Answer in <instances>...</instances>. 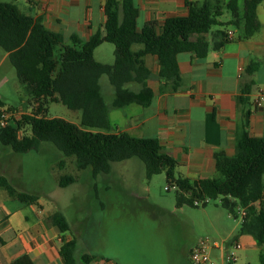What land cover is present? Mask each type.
<instances>
[{
    "label": "trees",
    "instance_id": "obj_1",
    "mask_svg": "<svg viewBox=\"0 0 264 264\" xmlns=\"http://www.w3.org/2000/svg\"><path fill=\"white\" fill-rule=\"evenodd\" d=\"M264 0H202L188 1V15L170 17L162 24L149 22L139 28V10L133 0H106L104 30L84 41L74 35L70 44L63 36L48 29L41 17L23 13L14 2L0 3V47L15 67L19 81L29 89L34 112L24 114L17 126L0 131V141L17 154L39 151L43 142L52 143L64 156L74 158L78 171L91 169L96 179L109 174L112 164L139 158L146 167L147 178L164 173L167 183L176 187V207L196 208V202L219 201L220 205L238 219L237 209L245 210L240 236H252L260 248L259 263L264 264V140L247 136L233 156L225 151L215 153L214 177L190 180L177 173L179 162L162 152L158 138H136L128 133L112 132L111 109L131 104L149 107L154 91L148 86L152 77L145 57L158 59V78L177 91L181 85L178 56L192 53L199 59L208 56L211 48L219 51L230 41L228 31L215 26L225 9L232 19L229 25L242 29L241 39L249 40L261 29L257 10ZM212 33L214 43L209 41ZM103 43L115 46L113 65L95 59V51ZM135 46H141L138 51ZM251 64L248 73L255 71ZM107 76L114 88L112 107L105 102L101 79ZM140 86L138 92L129 85ZM61 103L73 111H81V124L46 115L49 103ZM1 106H6L0 100ZM11 109H17L9 107ZM24 136L20 137V132ZM76 182L72 175L59 178L61 188ZM0 184L15 193L5 178ZM20 201L38 205L37 195L19 192ZM48 222L60 233L71 231L61 212L53 213ZM75 239L62 244L60 254L64 264H76ZM82 260L91 264L97 256L85 254ZM12 264H35L29 255Z\"/></svg>",
    "mask_w": 264,
    "mask_h": 264
},
{
    "label": "crops",
    "instance_id": "obj_2",
    "mask_svg": "<svg viewBox=\"0 0 264 264\" xmlns=\"http://www.w3.org/2000/svg\"><path fill=\"white\" fill-rule=\"evenodd\" d=\"M133 1L139 10L137 24L141 29L149 22L162 24L170 17L187 16V2L202 0ZM28 2V15L43 18L45 26L61 34L65 44H70L74 35L86 41L104 30L106 0ZM257 15L261 29L251 39L236 37L229 30L228 33L233 32L230 41L219 51L211 48L204 59L192 53L180 54L181 85L177 91L158 78V59L146 56L144 61L152 74L147 83L154 91L153 102L147 108L138 104L112 108L110 121L114 132H125L136 138H158L162 152L174 157L182 169L179 174L190 180L215 176L216 152L225 151L233 156L247 136L264 140V2L258 7ZM209 41L214 43V37ZM251 64H255V71L248 73ZM132 85L129 88L140 90L139 85ZM112 90V103L107 104L110 107L115 100L113 87ZM102 92L104 96L103 87ZM113 109L121 111L116 121L112 118ZM0 189L5 191L0 194V264H12L24 255H29L35 264H64L60 254L62 244L73 239L77 242L76 264H87L82 256L88 253L77 254L79 243L71 225V231L67 232L70 234L60 233L48 222L52 214L45 213L40 203L30 205L20 201L17 193L21 191L15 187V193L1 184ZM236 231L229 234L230 241L225 247L216 251L218 264H227L221 254L230 253V243L235 240L243 248L233 264H260L259 256L255 262L250 259L252 253L260 254L255 239L249 235L233 236ZM91 264L117 263L105 257Z\"/></svg>",
    "mask_w": 264,
    "mask_h": 264
},
{
    "label": "rangeland",
    "instance_id": "obj_3",
    "mask_svg": "<svg viewBox=\"0 0 264 264\" xmlns=\"http://www.w3.org/2000/svg\"><path fill=\"white\" fill-rule=\"evenodd\" d=\"M1 2H14L23 13L29 14L28 0ZM224 11L219 20L225 25L215 26L212 33L231 30L236 37L242 36V29L228 24L231 13ZM114 52L113 44L103 43L95 51V58L113 65ZM101 85L105 101L111 105L113 90L107 76L102 77ZM0 99L7 107L25 114L34 112L29 89L19 81L15 67L1 47ZM120 114L121 111L114 110L113 121ZM46 115L77 125L82 119L81 111L54 102L47 105ZM24 134L21 131L20 137ZM181 172L178 168L177 173ZM64 175L74 176L76 182L61 188L59 178ZM0 176L19 191L37 195L45 213H63L78 239V256L93 254L98 262L106 257L117 264H190L188 254L200 240L229 242V234L236 229L233 236H240L241 218L234 219L219 201H209L205 207L177 208L176 188L167 183L164 173L147 178L145 164L139 158L113 163L111 173L94 179L90 168L78 171L75 159L64 156L52 143L43 142L39 151L17 154L0 141ZM167 187L171 189L168 191ZM2 192L5 193L0 189ZM211 255L219 262V252L212 251ZM258 256L252 253L250 261H258Z\"/></svg>",
    "mask_w": 264,
    "mask_h": 264
},
{
    "label": "built area",
    "instance_id": "obj_4",
    "mask_svg": "<svg viewBox=\"0 0 264 264\" xmlns=\"http://www.w3.org/2000/svg\"><path fill=\"white\" fill-rule=\"evenodd\" d=\"M233 37V32L229 33V38ZM1 100V99H0ZM261 100H258V105H260ZM23 113L20 109H11L7 106L0 105V131H3L9 127H15L18 124V121L21 120ZM176 188V187H173ZM171 188L167 187L166 190ZM209 201H207L208 203ZM196 205H203V203L196 202ZM246 212L242 208L237 209V216L244 219ZM226 242L224 243H211L208 239L200 240L196 246L192 249L190 253V260L192 264H218V262L212 257V251H220L225 247ZM232 251L228 254H221V257L227 264H233L238 260V252L243 248L242 244L238 241H232L230 243Z\"/></svg>",
    "mask_w": 264,
    "mask_h": 264
}]
</instances>
